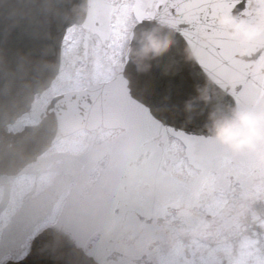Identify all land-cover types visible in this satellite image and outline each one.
I'll use <instances>...</instances> for the list:
<instances>
[{
  "label": "flooded vegetation",
  "instance_id": "af4514ba",
  "mask_svg": "<svg viewBox=\"0 0 264 264\" xmlns=\"http://www.w3.org/2000/svg\"><path fill=\"white\" fill-rule=\"evenodd\" d=\"M91 32L106 38L102 31ZM125 135L120 127L68 135L29 162L27 171L0 176V258L25 256L34 237L94 189L114 158L119 164L107 176L99 214L108 211L107 216L82 247L95 264H235L245 251L234 256L232 239L262 238L261 220L249 221L253 207H262V188L249 187L250 179H239L235 171L196 167L188 159L186 171L184 144L177 137L159 133L136 145ZM252 151L230 159L247 165L253 175L263 159L261 148ZM168 177L182 182L178 196L170 192ZM251 190L257 194L248 203ZM173 243L174 249L165 248ZM199 243L207 244V253H201ZM221 243L229 246L221 248Z\"/></svg>",
  "mask_w": 264,
  "mask_h": 264
},
{
  "label": "water",
  "instance_id": "95a60500",
  "mask_svg": "<svg viewBox=\"0 0 264 264\" xmlns=\"http://www.w3.org/2000/svg\"><path fill=\"white\" fill-rule=\"evenodd\" d=\"M100 5V0H0V167L13 168L59 137L98 125L125 127L136 134V140L141 131L178 135L189 155L190 141L218 153L230 152L210 132L213 116L234 106H260L236 102L230 92L231 79L221 82L211 73L197 74L198 46L181 40L174 24L163 19L137 22L125 63L113 80L53 97L39 112V123L22 132L3 130L28 108L33 93L47 87L58 72L66 27L98 14ZM217 16V25L225 30ZM149 31L169 38L168 46L155 55L141 51ZM200 38L207 40L208 35L202 33ZM94 197L82 204L93 209ZM85 216L79 207L47 228L20 264H93L77 259L72 248L75 242L82 244L92 228L84 226Z\"/></svg>",
  "mask_w": 264,
  "mask_h": 264
},
{
  "label": "snow or ice",
  "instance_id": "6c2138e0",
  "mask_svg": "<svg viewBox=\"0 0 264 264\" xmlns=\"http://www.w3.org/2000/svg\"><path fill=\"white\" fill-rule=\"evenodd\" d=\"M249 4L250 0H113L98 17L103 35L114 47L136 21L151 17L174 24L181 40L193 42L200 50L197 74L211 73L221 82L231 79L230 92L236 102H253L264 109V35L241 44L216 23L221 12L255 19ZM202 33L208 35L207 40H201ZM189 146L193 160L206 169L235 171L241 180L252 177L247 165L220 156L216 149L204 148L196 141H190ZM243 264L257 262L247 256Z\"/></svg>",
  "mask_w": 264,
  "mask_h": 264
},
{
  "label": "rangeland",
  "instance_id": "374dc122",
  "mask_svg": "<svg viewBox=\"0 0 264 264\" xmlns=\"http://www.w3.org/2000/svg\"><path fill=\"white\" fill-rule=\"evenodd\" d=\"M130 27L131 25L128 26L127 32L123 40L119 43L116 48L111 46L110 44L105 43L104 45L107 47V49L104 50L102 48L103 46L100 45L99 48H95V54L93 57L91 56L90 51L87 53L86 46L85 48L82 46L86 42V38L84 37L85 34L83 32L79 33V35L73 34L71 31L65 39V66L61 70V73L55 80L54 84H52V86L48 90L35 96L29 113L25 114L22 118H20L17 124L21 125L22 127L33 122L35 123L37 121V115L40 108L45 104V102H47L53 95L57 93L70 90H78L88 86L89 84L112 78L116 74V70L118 69V67L121 66L123 63V53L126 48L125 39H127V34L130 31ZM72 37L74 39L73 41ZM122 42L123 44H121ZM187 165V158L184 156V164L182 168H184L186 171H190L186 167ZM257 172L252 175L248 182V185L249 187L258 186L259 188H262L264 195V170L262 172ZM193 173L194 172H192V174ZM256 194L257 192L253 190L247 192V200L249 201L248 203H253L250 202V200L252 196L255 197ZM240 198H243V191L241 192ZM261 202H263L262 207H260L261 209H256L253 207L252 218L249 221L251 222V224L255 225V216H257V220H261L260 223H262V225L264 226V199H259L258 203ZM260 237L262 238H250V240L244 241L240 239H232V242L238 246V248L236 246V250L233 251L234 256L238 255L239 252L245 251L244 253L242 252L239 257H237L235 264H243V261L244 259H246L247 256H251L253 260L257 262V264H264V233H261ZM240 245L242 246V248H239ZM165 246V248L174 249L175 243L171 245L165 244ZM224 246H229V244L221 243L219 245V247L221 248H224ZM207 247L208 246L206 243H199V249L201 253H207ZM187 248L191 250L193 246L189 245ZM15 255L16 254H8V256ZM166 255L167 256L163 258L164 262H168L170 258V253H167ZM6 259V257L0 258V263H5L4 261Z\"/></svg>",
  "mask_w": 264,
  "mask_h": 264
},
{
  "label": "clouds",
  "instance_id": "9594fccd",
  "mask_svg": "<svg viewBox=\"0 0 264 264\" xmlns=\"http://www.w3.org/2000/svg\"><path fill=\"white\" fill-rule=\"evenodd\" d=\"M249 8L255 19L237 16L236 13L218 14L217 20L241 44L255 40L264 33V0H250ZM169 44L167 35L149 31L146 42L141 45L142 54L155 55ZM195 55V53H193ZM210 132L234 152L264 147V109L234 106L226 112L214 115Z\"/></svg>",
  "mask_w": 264,
  "mask_h": 264
}]
</instances>
